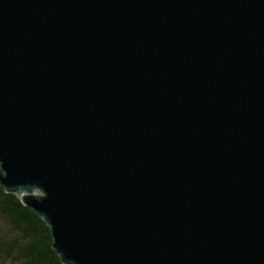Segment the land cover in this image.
I'll return each instance as SVG.
<instances>
[{
	"label": "water",
	"instance_id": "95a60500",
	"mask_svg": "<svg viewBox=\"0 0 264 264\" xmlns=\"http://www.w3.org/2000/svg\"><path fill=\"white\" fill-rule=\"evenodd\" d=\"M0 167L64 264H264V0H0Z\"/></svg>",
	"mask_w": 264,
	"mask_h": 264
},
{
	"label": "trees",
	"instance_id": "16d2710c",
	"mask_svg": "<svg viewBox=\"0 0 264 264\" xmlns=\"http://www.w3.org/2000/svg\"><path fill=\"white\" fill-rule=\"evenodd\" d=\"M52 244L45 220L0 184V264H64Z\"/></svg>",
	"mask_w": 264,
	"mask_h": 264
}]
</instances>
